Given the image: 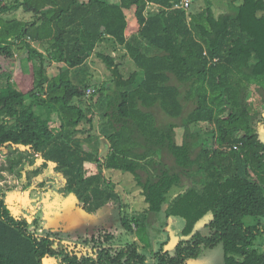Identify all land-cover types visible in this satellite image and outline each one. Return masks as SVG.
<instances>
[{
	"label": "trees",
	"instance_id": "16d2710c",
	"mask_svg": "<svg viewBox=\"0 0 264 264\" xmlns=\"http://www.w3.org/2000/svg\"><path fill=\"white\" fill-rule=\"evenodd\" d=\"M182 1L0 4V182L17 174L25 192L52 191L89 214L118 209L138 239L65 244L33 231L0 185V264H190L220 245L224 264H264L255 248L264 237V0H229L219 16L210 2L192 12L194 0ZM20 10L30 19L7 17ZM106 43L136 69L127 75L119 57L98 52ZM95 55L110 73L102 86ZM51 171L63 179L59 196L43 180ZM113 171L134 178L144 209L123 215ZM175 219L174 251L150 252L155 221Z\"/></svg>",
	"mask_w": 264,
	"mask_h": 264
},
{
	"label": "rangeland",
	"instance_id": "374dc122",
	"mask_svg": "<svg viewBox=\"0 0 264 264\" xmlns=\"http://www.w3.org/2000/svg\"><path fill=\"white\" fill-rule=\"evenodd\" d=\"M12 2L13 0H0V4H9ZM208 2L211 3L216 15L218 16L230 11L228 5L229 0H194L191 11L199 12L203 7L208 5ZM14 15L20 19H30V16L25 15L21 10L7 15V17H13ZM98 52L106 54L112 53V55L119 57L123 63L124 72L127 73V75H129L132 70L136 69L135 64L131 60H129V62L127 59L122 60V49H119V51L114 53V48L111 43H106L100 46L98 48ZM92 63L96 80L100 81V86L106 84L110 79V73L106 69V66L98 59L96 55L92 58ZM21 71V59L17 58L14 64L13 73L16 76L19 75ZM50 72L53 74L57 73L56 69L54 68H51ZM37 112L39 113L40 111L37 109ZM43 115V117L46 118L44 113ZM159 117L161 120H163L162 114H160ZM54 122H57L56 117L53 118V123ZM85 127L89 128L90 126L85 124ZM97 133L98 131L96 130L92 134L97 135ZM87 137H89V134L80 136L85 145L88 144L85 140ZM102 154H104V151H102ZM39 165L41 164L39 163ZM87 167L91 172L96 171V167L93 165H88ZM41 170L42 175L45 173V171L43 169ZM29 171L32 172L31 169ZM113 172L115 173L110 175L111 177L109 176V178L118 187V191L121 193L123 198V215H131L136 209H144L146 204L141 195V190L136 185L134 178L130 174H123L117 171ZM4 176L5 180L1 181L0 185L4 188L6 199L9 202V205L14 212H16V210H21L26 214L30 220L33 231L44 235L50 234L55 239L60 237L63 239L65 244L72 245L80 244L82 243V240L86 238L89 240L93 237L98 238L100 234L113 235L114 242L112 245L115 247L126 246L129 242L138 240L137 238L130 236L128 232L122 227L121 214L118 209L110 208L104 213L100 212L98 214H89L86 213L82 208H77L75 206L73 207L71 205V199L69 201H64L60 198L54 200L52 191L39 192L32 190L25 192L22 180L17 174L9 175L5 173ZM30 177V179L34 177L33 173H30ZM43 180H45L47 187L50 189H55V195L59 196L62 187L61 183L63 181V179L60 177V174L52 172L49 177L43 178ZM10 186H14L13 191L9 190L8 187ZM178 190L179 187H174L172 189L168 195L169 200L179 194ZM62 204H64V206L62 210H60L59 207H61ZM67 204H69L71 208ZM256 221L258 222V220H255L251 217L244 219L245 224L248 226ZM260 221L264 225V219L261 218ZM174 222H176V224H169L165 221L161 222V220L155 221L154 227L150 232L153 239L151 241L152 244L149 247L150 252L154 253L158 251L163 243H167V250L171 252L174 251L175 245L178 241V234L176 236L175 233H177L178 229L183 227V222L181 220L175 219ZM205 234H208L207 230H205ZM262 237L259 240L260 243L258 244L257 242L255 245V248L260 252H264V237ZM90 249L91 248H88V250ZM46 264H56V262L47 261ZM190 264H224L223 247L220 245L214 249L206 250L198 260L192 261Z\"/></svg>",
	"mask_w": 264,
	"mask_h": 264
},
{
	"label": "built area",
	"instance_id": "2783aa9c",
	"mask_svg": "<svg viewBox=\"0 0 264 264\" xmlns=\"http://www.w3.org/2000/svg\"><path fill=\"white\" fill-rule=\"evenodd\" d=\"M190 4H191V0H183L181 5L178 7H184L186 9H188L190 7ZM92 92H93V90H89L88 94H91Z\"/></svg>",
	"mask_w": 264,
	"mask_h": 264
},
{
	"label": "water",
	"instance_id": "95a60500",
	"mask_svg": "<svg viewBox=\"0 0 264 264\" xmlns=\"http://www.w3.org/2000/svg\"><path fill=\"white\" fill-rule=\"evenodd\" d=\"M107 151V146H106V148H104V152H106Z\"/></svg>",
	"mask_w": 264,
	"mask_h": 264
},
{
	"label": "crops",
	"instance_id": "0c3cea01",
	"mask_svg": "<svg viewBox=\"0 0 264 264\" xmlns=\"http://www.w3.org/2000/svg\"><path fill=\"white\" fill-rule=\"evenodd\" d=\"M104 149V148H103ZM104 151V150H103Z\"/></svg>",
	"mask_w": 264,
	"mask_h": 264
}]
</instances>
